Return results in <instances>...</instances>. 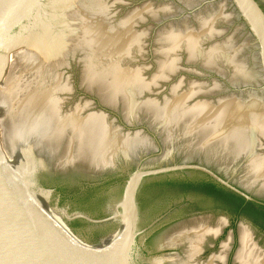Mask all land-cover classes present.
<instances>
[{
  "label": "water",
  "instance_id": "95a60500",
  "mask_svg": "<svg viewBox=\"0 0 264 264\" xmlns=\"http://www.w3.org/2000/svg\"><path fill=\"white\" fill-rule=\"evenodd\" d=\"M111 172H131L124 196ZM168 174L200 175L254 201L236 185L242 177L264 193L258 1L0 0V264L225 262L231 237L199 257L233 216L212 201L200 215L213 220L188 222L177 210L147 245L153 256L134 261L138 187ZM185 198L197 197L152 196L143 221ZM113 207L103 219L79 213ZM75 219L119 226L93 241L102 232ZM242 219L264 247V230ZM240 240L235 260L264 264L245 225ZM163 247L177 254L161 258Z\"/></svg>",
  "mask_w": 264,
  "mask_h": 264
},
{
  "label": "flooded vegetation",
  "instance_id": "af4514ba",
  "mask_svg": "<svg viewBox=\"0 0 264 264\" xmlns=\"http://www.w3.org/2000/svg\"><path fill=\"white\" fill-rule=\"evenodd\" d=\"M258 3L261 5L262 9L264 10V5L263 3L260 2V0H257ZM131 173V172H130ZM125 174L124 176L122 174H119L118 172H111L105 174V177H107V180L114 179L115 184L120 188L121 194L124 196L125 192V187H126V182L128 179V175L130 174ZM72 174V173H71ZM224 178H227V175L221 173ZM56 178L59 180L66 179L68 180L70 177V174L67 173H59L56 174ZM69 175V176H68ZM77 177V176H75ZM203 178L200 175H173V174H168L164 176H156L152 178H146L143 179L142 182L140 183L136 195V201L138 205V211H139V221H138V236L136 238V244L133 247V254L132 257L134 258V261L138 262L137 260L139 259L140 256H146V257H151L153 256L152 254V249H148L147 245L154 240L163 230L168 229L171 224L176 223V219L174 218V215L176 214L177 210L182 209L183 211L186 212L185 215V220H189L190 222L193 219L196 218H201L204 217L207 221L213 220V215H200L203 213V211L208 208L210 205L209 202L211 203L210 199H202L199 196H196L197 198L195 200H191L188 198H185L180 204H177L176 202L174 204H171L169 208L166 210H163L162 212L158 213L157 215L149 218L145 222L143 221V212H144V203L147 202L152 196H162L166 194H171L172 192H166L165 194H162L161 191V186L162 183L165 181H172L175 179L179 178ZM206 179V178H204ZM208 180V179H206ZM245 180L241 177V180L239 183H236L238 187L241 189L251 192L252 196L254 197V201L246 200V202H251L254 203V209L256 210V213H241V214H233V216L230 219H224L225 224L221 228V231L216 235H210L206 238V240L202 244V250L199 254V257H203L207 255L209 252L216 251L218 250L219 253L222 250V243L226 242L229 240V248L227 252V256L225 259V262L221 260H214V264H240L235 260V255L238 251V249L241 246V240H240V228L242 225H245L248 227L251 235H252V241L256 244L257 247H259L263 253H264V247L261 246L259 243L260 240H256V226L253 224L246 223L242 219V215H249L251 216L256 223L259 224L260 228L264 230V214H260V212H264V197H258L257 194H262L264 195L263 192H261L256 186L252 184V187H246L244 185ZM226 189V188H225ZM228 190V189H227ZM230 191V190H229ZM232 192V191H231ZM234 193V192H233ZM173 194V193H172ZM236 194V193H235ZM238 195V194H237ZM240 196V195H239ZM242 197V196H241ZM243 198V197H242ZM123 198H121L115 205L114 207L122 201ZM205 202V203H204ZM114 207L110 211H102L99 214H90V213H85V212H79L86 214L94 219H103L105 217H108L114 210ZM223 208V207H220ZM258 212V213H257ZM220 219V218H219ZM217 219L216 222L219 220ZM79 223H82L85 226H89L90 228L93 229H99L102 234L93 241H100L104 236L109 235L111 232H113L119 225L116 222H113L111 224L107 225H100V224H92L85 219H75ZM71 226H73L72 222L70 223ZM74 228V227H73ZM259 228V227H258ZM259 228V229H260ZM166 246V245H165ZM164 248L168 247H163L158 253H155L156 255H159V257L163 258L164 256H169L173 254H177V252L174 251L176 247H170L174 248L172 251L169 250H162ZM157 252V251H156ZM218 253V254H219ZM215 253H213L214 255ZM140 255V256H138ZM212 255V256H213Z\"/></svg>",
  "mask_w": 264,
  "mask_h": 264
},
{
  "label": "trees",
  "instance_id": "16d2710c",
  "mask_svg": "<svg viewBox=\"0 0 264 264\" xmlns=\"http://www.w3.org/2000/svg\"><path fill=\"white\" fill-rule=\"evenodd\" d=\"M161 191L162 194L166 192L195 194L202 199H210L215 206L223 207L236 215L246 212L256 213L254 203L246 202L241 196L204 178L195 177L190 179L186 177L165 181L162 183ZM260 214H264V212H260Z\"/></svg>",
  "mask_w": 264,
  "mask_h": 264
}]
</instances>
